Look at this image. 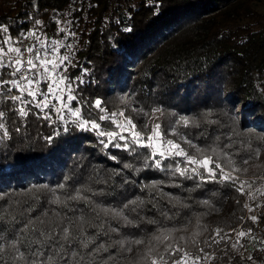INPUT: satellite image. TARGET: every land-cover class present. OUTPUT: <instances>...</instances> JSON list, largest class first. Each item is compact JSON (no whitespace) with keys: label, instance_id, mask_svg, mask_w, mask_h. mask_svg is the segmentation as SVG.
<instances>
[{"label":"trees","instance_id":"trees-1","mask_svg":"<svg viewBox=\"0 0 264 264\" xmlns=\"http://www.w3.org/2000/svg\"><path fill=\"white\" fill-rule=\"evenodd\" d=\"M35 20L41 25L36 26ZM0 24L9 27L8 35L14 40L21 38V32L39 27L46 41L73 45L66 75L84 83L73 84L78 99L70 107L80 108V120L100 125L98 130L90 124L80 128L67 110L63 120L54 112L51 120L41 119L34 108L23 118L7 110L15 107L11 102L0 103V110L6 111L0 123L9 130L8 137L2 138L0 129V229L6 240L29 221H33L30 230L58 231L69 218L74 222L73 235H78L83 216L82 226L89 235L98 230L93 225L101 222L105 229L119 228L99 238L113 247L95 257V264H105L110 253L114 259H107V264H147L142 256L146 246L129 245L133 247L129 253L115 242L147 241L158 229H178L172 235L185 237L186 243H181L191 252L205 247L213 255L211 264H252L249 255L255 264H264V251H256L264 244L257 247L248 237L242 241L247 251L224 242L210 249L202 243L217 228L224 232L252 228L253 235L264 238V195L260 194L264 192L260 185L264 136L256 132L264 130V0H0ZM61 27L65 32L59 31ZM71 32L76 35L65 39ZM59 53L67 50L61 48ZM41 88L46 86L42 83ZM128 92L135 94L144 112L122 99ZM96 99L102 101L104 112L93 107ZM235 108L241 109L242 125L234 118ZM154 109L163 112L158 124L164 140L180 143L189 154L195 150L182 137L207 152L217 148L218 162L226 171L233 166L247 168L236 175L251 187L241 194L232 182H219V174L216 181L208 182L173 178L167 171L144 167L149 149L124 151L113 147L109 137L98 135V131L120 132L117 124L123 112L147 136L152 125L146 124L145 116ZM101 115L110 119L102 121ZM181 116L190 117L199 127L177 123ZM224 153L234 164H228ZM244 159H249L247 165ZM172 163L173 159L164 161V165ZM159 181L168 196L144 187ZM256 187L253 200L249 193ZM76 196L87 200L70 199ZM137 197L144 201L137 212L124 209L132 224L100 211L120 210ZM170 197L179 202H169ZM245 204L254 210L249 212ZM252 215L261 219L253 223Z\"/></svg>","mask_w":264,"mask_h":264},{"label":"snow or ice","instance_id":"snow-or-ice-1","mask_svg":"<svg viewBox=\"0 0 264 264\" xmlns=\"http://www.w3.org/2000/svg\"><path fill=\"white\" fill-rule=\"evenodd\" d=\"M34 23L36 26H40L42 22L35 20ZM57 23L59 24L60 22L57 21ZM59 31L65 32V28L61 27ZM9 32L10 29L7 25L0 24V33L4 34L0 35V103L11 102L15 107L7 110L23 118H27L34 108L37 110L35 115L41 119L51 120L52 112H54L59 120H63V113L67 110L72 117L77 118L80 128L88 127L90 124L91 128L98 130L100 125L96 122L80 120V108L73 110L70 107V103L78 99L73 94V84L76 83V80H79L81 84L84 83L79 77L76 80H72L66 75L69 66L72 65L73 45L59 40L46 41L39 27L26 33L21 32V38L17 40L8 35ZM75 35L74 32L68 33L65 39L68 36ZM25 40L31 41V43L23 46ZM61 48L66 49L67 54H60L59 49ZM84 72L86 74L87 70L85 69ZM5 75L11 78L4 79ZM42 83L46 86V89L41 88ZM13 90L17 94H13ZM101 105L102 101L100 99H96L93 103V107L104 112L105 109ZM48 109L52 111H46ZM160 111V109H154V112ZM116 115V113H112L111 118H115ZM119 115L124 117L123 112ZM5 116L6 111L0 110V121H3ZM99 119L103 121L110 119V117L101 115ZM113 123H116L115 119H113ZM177 123H182L185 127L190 125L199 127V124L187 116H181ZM117 127L120 132L98 131V135L109 137V143H112L113 147L122 148L124 151L136 152L137 148L149 149L150 152L144 160V167L167 171L173 178L179 177L201 182L216 181L219 174V182H232L236 185L235 190L241 194H244L246 187H251L247 180H241L239 175H236V173L242 171L247 172V168L240 169L233 166L229 171H226L225 165L218 162L220 152L217 148H212L210 152H207L194 144L191 139L182 137L183 142L195 150L192 154H189L180 143L171 139L164 140L162 138L161 125L158 123H154L151 126L147 136L137 131V125L128 117H124L117 124ZM0 129L3 130L2 138H7L9 130L4 123H0ZM19 130V128L16 129V131ZM122 133H127V135ZM113 141H124V143H113ZM107 146L106 144L105 147ZM225 147H230V145ZM255 154L259 158L261 155L260 150L256 149ZM224 155L228 157V164H234L228 153H224ZM214 156L217 159H213ZM168 159H173L174 163L164 165V161ZM249 159H244L243 163L247 165ZM125 167H129V165H125ZM160 184H163V181L153 182L151 185H145L144 187L150 190L156 189L162 196H168L169 194L163 193L162 189L159 188ZM175 186L179 187L178 184ZM197 187H199V184H197ZM257 191L260 190L258 189ZM260 194L264 195V192ZM251 198L255 199L254 193L251 194ZM70 199L87 200L86 197L79 196L70 197ZM172 200L179 202L176 197H170L169 202ZM59 202V199H57L56 203ZM143 203L144 201L137 197L125 203L120 210L101 208L100 211L105 215L111 214L113 217L122 218L125 224H132L133 221L125 215L124 209H128L130 212H137L139 205ZM260 206L257 205V207ZM152 207L155 208L156 204L153 203ZM244 207L249 212L254 210L248 204H245ZM161 214L166 219H171L168 212L163 209H161ZM97 216H99V212H97ZM249 219L253 223H257L261 218L252 215ZM0 220H3L2 216H0ZM13 220H15V217H13ZM79 221L81 226L78 235H73L72 227L74 222L70 218L66 222H62L58 231L40 230L37 228H31L30 230V225L33 221H29L23 227L17 229L13 233L12 238L8 240L3 235V229H0V264H9L10 261L11 264H95V257L102 252H108L109 248L113 247V245L99 238L108 236L109 232H119V228L109 225L105 229L104 223L101 222L98 226L93 225L98 230L89 235L82 226L84 217L80 216ZM148 222L155 223L152 220ZM175 231H178V229H158L157 234H153L150 240L133 238L127 241L119 240L115 244L119 246L121 251L129 253L133 251L131 246H146V252L142 256L147 264H211L213 255L210 251H206L205 247H197L195 253L189 251L181 243L182 241L186 243L185 237L175 238L172 235ZM233 233L235 235L234 242ZM245 237H248L252 242L264 244V238L253 235L252 228H249L247 232L243 230L237 231L236 229L224 232L223 229L217 228L209 239L202 241V243L210 249L213 245H219L224 242L225 244H230L234 249L239 246L243 251H247L245 244L242 243ZM197 243L195 240L192 241L193 246H196ZM256 251H264V248L256 249ZM107 259H114V256L110 253ZM107 259L105 264H107ZM247 260L255 264L253 256L249 255Z\"/></svg>","mask_w":264,"mask_h":264},{"label":"rangeland","instance_id":"rangeland-1","mask_svg":"<svg viewBox=\"0 0 264 264\" xmlns=\"http://www.w3.org/2000/svg\"><path fill=\"white\" fill-rule=\"evenodd\" d=\"M122 99L125 100L126 102H128L134 110H139L141 112H144L143 108L141 107V105H140L138 99L135 97L134 93H132V92L124 93L122 95ZM234 114H235L234 118L236 119V121H238V124L242 125L240 122L241 116H242L241 109L235 108ZM162 115H163V112H161V111L160 112H154L153 114H147L146 113V116H145L146 124L147 125H153L154 123L162 122ZM124 117H125V115H124ZM124 117H121L122 120L124 119ZM251 125L253 127L251 129H252V131H254L256 129L255 128L256 126H254V123H251ZM244 126L246 127L247 124ZM256 132L261 133L262 136H264V130L263 131L262 130H256ZM260 185H264V182H261ZM256 189H257V187L250 191V193H249L250 197H251V194H253Z\"/></svg>","mask_w":264,"mask_h":264},{"label":"built area","instance_id":"built-area-1","mask_svg":"<svg viewBox=\"0 0 264 264\" xmlns=\"http://www.w3.org/2000/svg\"><path fill=\"white\" fill-rule=\"evenodd\" d=\"M28 44H30V41L25 40L23 46H27ZM19 46H21V45H19ZM23 46H22V47H23ZM259 232H260V230L258 229L257 232H256V234H258ZM255 243H256V246H257V247H261V246L263 245V244L258 243V242H255Z\"/></svg>","mask_w":264,"mask_h":264}]
</instances>
